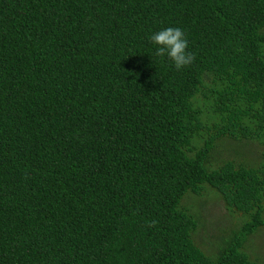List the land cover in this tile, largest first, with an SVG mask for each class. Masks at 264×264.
Here are the masks:
<instances>
[{"label":"trees","instance_id":"16d2710c","mask_svg":"<svg viewBox=\"0 0 264 264\" xmlns=\"http://www.w3.org/2000/svg\"><path fill=\"white\" fill-rule=\"evenodd\" d=\"M263 230L264 0H0V264H264Z\"/></svg>","mask_w":264,"mask_h":264},{"label":"rangeland","instance_id":"374dc122","mask_svg":"<svg viewBox=\"0 0 264 264\" xmlns=\"http://www.w3.org/2000/svg\"><path fill=\"white\" fill-rule=\"evenodd\" d=\"M251 146H246L242 149V153L246 158H256L257 153H249ZM203 201L198 200L201 205L198 207L197 214L199 219L205 222V225L208 228V234L215 236L217 235L218 228L215 226H221L222 223L227 225L232 220L231 216L228 214V211L224 208L221 200H219L213 193H209L207 197L202 198ZM239 221H237L238 223ZM219 229L218 231H220ZM221 232V231H220ZM197 238L202 237L201 232L199 235H196ZM252 243L250 244L251 251H254L260 254L261 259L264 260V230L259 231V233L252 238ZM249 249V246H248ZM250 251V250H249Z\"/></svg>","mask_w":264,"mask_h":264},{"label":"clouds","instance_id":"9594fccd","mask_svg":"<svg viewBox=\"0 0 264 264\" xmlns=\"http://www.w3.org/2000/svg\"><path fill=\"white\" fill-rule=\"evenodd\" d=\"M149 40L157 46L155 54L160 57L167 56L176 70L191 65L195 59L194 54L186 51L187 40L184 32L178 27L162 29L152 34Z\"/></svg>","mask_w":264,"mask_h":264}]
</instances>
